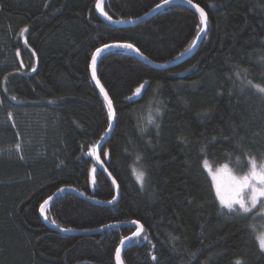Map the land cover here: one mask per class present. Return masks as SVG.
<instances>
[{"label": "trees", "instance_id": "16d2710c", "mask_svg": "<svg viewBox=\"0 0 264 264\" xmlns=\"http://www.w3.org/2000/svg\"><path fill=\"white\" fill-rule=\"evenodd\" d=\"M163 1L103 0L102 9L130 20ZM191 2L209 27L187 59L157 68L112 48L97 61L116 112L100 155L120 195L98 204L66 190L46 217L73 230L124 224L83 234L49 226L40 206L63 188L116 197L93 154L111 118L91 57L124 42L169 62L196 41L199 10L171 3L117 25L97 0H0V264H118L135 221L141 235L124 245L122 264H264L263 205L230 214L206 168L226 163L241 174L249 160L264 161V93L254 87H264V0Z\"/></svg>", "mask_w": 264, "mask_h": 264}, {"label": "snow or ice", "instance_id": "6c2138e0", "mask_svg": "<svg viewBox=\"0 0 264 264\" xmlns=\"http://www.w3.org/2000/svg\"><path fill=\"white\" fill-rule=\"evenodd\" d=\"M170 0H164V3L167 4L169 3ZM191 2V0H189ZM157 8L161 7V5H157ZM197 8L199 9L200 13V22L202 25H204V28H200V31L203 32L207 26V15L204 12L202 8H199L197 5ZM106 15V13H105ZM111 19V17H108ZM24 31H27V28L24 29ZM110 47H122V48H127V49H133L137 52H139V49L135 48L133 44H116V45H104V48H97L96 53L91 57L92 60V75L95 77L96 75V61H97V56H99L104 49L110 48ZM239 76V73H237ZM97 83L99 81L97 80ZM249 84H251V81H248ZM144 86L141 85L140 88L136 89V93L138 95L142 94L141 89ZM257 91L264 93V87H261L259 85L254 86ZM101 91L103 92V87L101 86ZM105 97H107V93H105ZM108 110H109V117L110 118H115V111L113 109L112 102L109 100L108 101ZM159 112V109L157 110ZM19 147V146H17ZM93 154H95L93 152ZM99 159V157H97ZM251 164L250 171L245 174L242 177H231L234 188L232 190V193L229 196H225V194L221 190V184L219 182V179L217 177H213L214 180L217 181L216 183V194L219 197L220 203L223 206V208H227L230 214H240V215H248L252 212V208H249L247 206L248 201L245 198V193H250L251 194V204L253 207H255L258 203H261L262 200H264V164H257V162L252 159L248 161ZM206 163V162H205ZM225 169H227V165L224 166ZM137 179L143 183L144 180V174L139 173L137 175ZM51 199V197H49ZM48 200L44 201V204H47ZM223 210V209H222ZM40 211L43 212V205L40 207ZM134 224L139 225L138 221H135ZM139 228L142 229L143 225H139ZM141 235V232L138 230L134 233H132L133 237H139ZM126 240H129L131 242V238L126 237ZM257 240L259 242V246L261 250H264V233L260 234L257 237ZM121 243L123 244L124 241L122 240ZM153 259H156L155 256L152 257ZM116 260L120 261V249H116ZM236 264H240L239 261L236 262Z\"/></svg>", "mask_w": 264, "mask_h": 264}, {"label": "water", "instance_id": "95a60500", "mask_svg": "<svg viewBox=\"0 0 264 264\" xmlns=\"http://www.w3.org/2000/svg\"><path fill=\"white\" fill-rule=\"evenodd\" d=\"M171 3H185V4H189V5H192V6H195L197 8V6L193 3V2H189V0H170L169 3L165 4L164 1L161 2L160 4L158 5H161V7L157 8L156 6L153 7L151 10H149L147 13L143 14L142 16H139L135 19H130V20H121V21H116V20H113V19H109L107 17V15H105V13H103V9H102V4H103V0H97V3H96V10L98 11L99 14H101V16L104 18L105 21L107 22H110V23H113V24H117V25H133V24H136V23H139L147 18H149L150 16H152L153 14H155L158 10L162 9L163 7H165L166 5L168 4H171ZM200 8V7H199ZM199 10V9H198ZM205 12V11H204ZM206 13V12H205ZM207 15V13H206ZM208 27H209V21H208V17H207V26L205 28V30L203 32H199L198 36H197V39L196 41L194 42V44L189 48V50H187L185 53H183L182 55H180L179 57L169 61V62H166V63H159V62H155L153 60H151L150 58L146 57L145 55H143L140 51L137 52L133 49H128L132 52H134L135 54H137L141 60H143L145 63L153 66V67H157V68H164V67H168V66H171V65H174V64H177V63H180L182 62L183 60L187 59L188 57H190L191 55H193L199 48L204 36L206 35L207 31H208ZM204 28V25L203 27ZM116 44H126L124 42H117V43H111V44H107V45H116ZM127 44H131V43H127ZM104 46L101 47V49H103ZM112 48H122V47H110V48H107V49H104L103 52L97 56V61L99 59V57L104 53L106 52L107 50L109 49H112ZM136 48V47H135ZM123 49H127V48H123ZM96 53V51L94 52V54ZM93 54V55H94ZM97 61H96V65H97ZM90 72H91V77L94 81V83L96 84V86L98 87L99 91L101 92V94L103 95V97L105 98L106 102L108 103V101L110 100L112 102V105H113V109L115 111V108H114V104H113V101L111 99V97L109 96L106 88L104 87V85L102 84V82L100 81V79L98 78L97 76V73L95 75V77H93L92 75V60H91V64H90ZM97 80L99 81V83H97ZM101 86L103 87V92L101 91ZM105 93H107V97H105ZM116 114V112H115ZM115 121H116V115H115V118H111L110 120V124L107 128V130L105 131L104 135L102 136V138L99 140L97 146H96V150H95V157H96V160L97 162L99 163V165L103 168V170L106 172V174L110 177V179L113 181L114 185H115V188H116V197L114 200L112 201H102V200H98V199H95L91 196H88V195H85L73 188H63L61 190H59L56 194H54L53 196H51V199H47L48 200V203H50V201H52V199H54V197H56L59 193H62L63 191H66V190H71L77 194H79L80 196L84 197L85 199L91 201V202H94V203H98V204H112L114 203L119 195H120V188H119V184L117 182V180L114 178V176L111 174V172L109 171V169L107 168V166L105 165V163L103 162L102 158H101V155H100V149L103 145V143L107 140V138L109 137V135L111 134L114 126H115ZM99 157V159L97 158ZM47 204H44V202L42 203L43 205V212L40 211L42 217H43V220L51 227L59 230L60 232H63V233H83V234H89V233H95V232H99L101 231L102 229L104 228H107V227H112V226H115V225H120V224H124V222H116V223H111V224H108L106 226H103V227H100V228H95V229H90V230H73V229H66V228H61V227H56V225L50 223L48 220H47V217H46V208H47ZM41 207V206H40ZM139 225H141L139 223ZM138 225V226H139ZM142 231V229L138 228L136 231ZM135 231V232H136ZM131 239H133L134 237L132 236V234H130L129 236H127ZM124 243L120 244L119 245V249H120V254H121V251L124 247V245L129 241V240H126L125 238L123 239ZM118 264H122L121 263V260L118 261Z\"/></svg>", "mask_w": 264, "mask_h": 264}, {"label": "rangeland", "instance_id": "374dc122", "mask_svg": "<svg viewBox=\"0 0 264 264\" xmlns=\"http://www.w3.org/2000/svg\"><path fill=\"white\" fill-rule=\"evenodd\" d=\"M257 164H264V161L259 162ZM225 165H227V169L224 168ZM206 168H207V171L209 172L210 177L212 179L215 192H216V183H217V181L213 179L214 176L219 179V182L221 184V190L225 194L226 197L229 196L232 193V190L234 188V185H233L231 177H233V176L242 177V176H244L245 174H247L250 171V169H249L248 172L238 174V173H235L231 169V167L228 164H226V163L225 164H221L219 166H212V165L208 164L206 166ZM245 198L248 201L247 206L249 208H255L259 204H261V205H263V209H264V200H262L261 203H258L255 207H253V205L251 204V194L246 192L245 193ZM218 199H219V197H218Z\"/></svg>", "mask_w": 264, "mask_h": 264}]
</instances>
